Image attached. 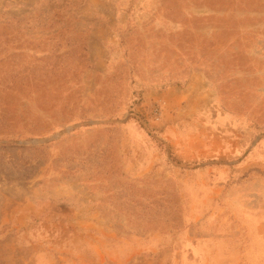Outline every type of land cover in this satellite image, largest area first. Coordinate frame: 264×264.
<instances>
[{"label": "rangeland", "instance_id": "374dc122", "mask_svg": "<svg viewBox=\"0 0 264 264\" xmlns=\"http://www.w3.org/2000/svg\"><path fill=\"white\" fill-rule=\"evenodd\" d=\"M0 264H264V0H0Z\"/></svg>", "mask_w": 264, "mask_h": 264}]
</instances>
